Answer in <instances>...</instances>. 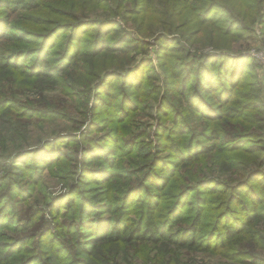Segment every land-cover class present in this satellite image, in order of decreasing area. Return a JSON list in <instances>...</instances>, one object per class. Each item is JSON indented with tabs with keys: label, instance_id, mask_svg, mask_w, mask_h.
Returning <instances> with one entry per match:
<instances>
[{
	"label": "trees",
	"instance_id": "16d2710c",
	"mask_svg": "<svg viewBox=\"0 0 264 264\" xmlns=\"http://www.w3.org/2000/svg\"><path fill=\"white\" fill-rule=\"evenodd\" d=\"M45 1L0 0V123L7 124L0 125V141L7 146L1 145L0 156L12 160L11 168L21 167L20 159L29 154L38 155L34 167L54 163L61 138L29 131L32 119L42 114H29L18 98L53 87L95 98L91 125L97 124L93 115L102 103L105 138L87 133L67 138L77 148L93 147L78 165L88 171L82 182L88 188L81 189L79 181L62 201L50 198L49 213L57 222L46 227L41 217L40 255L24 249L32 235L2 241L1 232L18 220L1 216L0 264H186L198 254L218 257L220 264H264L256 253L264 240V82L251 58L233 56L235 42L255 24L264 31V0H157L158 5L148 0L145 12L157 32L148 28L141 39L123 27L129 19L139 26L145 22L144 11L137 4L126 8L127 0L114 2V20L95 21L65 17L63 10L47 17ZM88 1L60 5L85 10L100 0ZM21 11L32 13L31 21L22 16L25 25L13 22ZM152 38L161 71L142 72L149 60L139 58L148 55ZM112 79L128 90L120 102L111 96ZM145 83H155L151 94L158 95L169 86L158 111L159 142L151 144L141 139L147 131L129 140L120 134L123 129L112 132L113 125L125 127L127 119L146 110L135 94ZM3 167L0 163V171ZM5 178L0 173V185ZM101 182L102 192L87 198V189ZM96 200L102 206H94ZM86 222L94 239L90 247L79 227ZM30 224L18 232H27ZM15 248L21 249V260L10 259Z\"/></svg>",
	"mask_w": 264,
	"mask_h": 264
},
{
	"label": "rangeland",
	"instance_id": "374dc122",
	"mask_svg": "<svg viewBox=\"0 0 264 264\" xmlns=\"http://www.w3.org/2000/svg\"><path fill=\"white\" fill-rule=\"evenodd\" d=\"M61 1L62 0H46L45 5L48 8L44 9V15L50 18H56L55 15H53L52 10L55 12H58V10H63L65 17L71 16V14H73L74 16L86 21L102 20L104 17H111L114 20L116 16V5L114 2L117 0H104L105 4L103 5L102 0H100L97 6L92 0H89L88 2L94 3V6L87 7L85 10L84 7L75 8V5L73 7H63L60 5ZM75 1L76 0H69V6L75 4ZM136 4L145 13L144 24L139 26L140 21L133 22L131 21L132 19H129V21L123 23V27L126 28L130 33H133L137 38L141 39L144 31H146L148 28H152L153 31H155L157 29V25L150 23L149 15L147 12H145L148 10V0H127L125 3L126 8H133ZM155 4L158 5L157 0ZM30 14L32 13L21 11L14 16L13 22L17 25H25L26 23L22 19V16L31 21ZM63 20L67 21L68 19ZM251 30L245 34V37L235 42L233 56L244 59L251 58L254 62V65L256 66L260 78L264 82V31L263 27L259 23L255 24ZM5 31L6 27H4V32ZM11 31L9 33H11ZM84 34L85 30L82 31L81 35ZM149 41L152 42L153 46L147 55L148 57L141 56L139 58L140 60L143 58H148L147 60L149 61L147 63H143L144 65H141V70L143 72L152 67L161 71V58L157 57L158 46L156 44V38L149 39ZM207 50L211 49L208 48ZM240 61L244 60L241 59ZM238 65H240V63H238ZM109 86H112L116 89L111 95L114 98V102H120V100L123 98L121 97V94H124L128 91L127 88L120 86V81L119 83L117 81L114 82V79H112ZM152 86H155V83H145L144 89L135 92V94L140 93L138 97L142 100L141 108H146V110L140 111L139 113H136L127 119L125 127H115V125H113L114 127L112 128V132L118 133L119 130L123 129L120 134L125 138V140H129L131 135L143 134L142 132L147 131V135H149H146L147 137L143 136L141 138L142 140H146L149 144L159 142L155 133L158 111L160 110L162 99L165 98L168 92L167 88L169 86L162 90L160 95L153 93L151 94ZM7 92L10 94L11 91L7 90ZM133 94H131V96ZM105 96L106 95L103 94V97ZM18 98H21L24 101L22 102L25 105V108H27V112H29V114H36L38 112V114H42V116L36 115V117L32 119L30 125L28 126L29 131L32 133H37L40 131L48 132L51 135H55L56 139L53 141L61 138L60 140H57V145L54 147L57 151L54 152L56 160L51 166L34 167V164L37 163L38 155L29 154L30 156H25L24 158L20 159L21 163H19V165L21 167L16 166L11 168V163H13L12 160L9 161L7 157L2 159L0 156V163L4 164V167L0 173L6 175V178L0 185V212L2 211L0 213V220L6 217L9 222V217L12 216V214L16 220H18L17 223H14L13 225L15 228L8 229L5 232L3 231L4 233L1 232L3 235L2 241L8 242L13 238H18L19 236L25 237L32 235L33 237L31 241L24 249H35L34 254L38 256L41 254L40 251L37 250V236L40 235L42 228L41 217L43 218V223L46 227H51L57 222L54 219L55 215L49 213L48 201H51L50 198L52 197L51 199H55L59 196L60 199L58 201H62L64 197L67 196L71 191V186H74L75 184V186H77L79 181H81V189L88 188L85 183H82L87 178L88 171L86 168H84V165H78L79 161L82 162L86 155V158H89V154L86 153L87 151L91 152L93 147H88V149H86V147L77 148L74 146V144H68L67 138L70 136H78L81 133H87L88 135L94 137L98 136L100 139L105 138L103 130L107 122L106 119H104L106 117V109L102 108L101 103L99 107L101 112L97 115H93V120H96L97 124L91 125L90 121L92 118V106L93 102H95V98L84 96L79 89H75L73 94H69L63 93L57 87H53L41 94L37 91H30L26 94L23 93ZM26 100H29L31 103L28 104ZM178 104L180 105V103ZM51 108H54V110ZM165 110H168V108L166 107ZM51 111L52 115H50ZM44 112H47L48 114L45 115ZM35 118H38L39 121L35 122ZM2 124L7 125L6 119L0 123V125ZM1 145L3 149L7 148L6 144L2 141H0V147ZM20 171L25 173L19 177L18 172ZM66 175H72L76 177L69 178ZM98 176L102 179L101 175ZM19 179L21 180L19 181L20 183L18 185H13L10 183ZM90 181L92 182V178ZM100 184L101 185L98 188L90 187L87 189V198H94L90 196H92V194L96 196L102 192V182ZM45 192H47V194L46 197L43 198V193ZM90 201H92V199ZM93 204L94 206L98 204L102 206L101 202L98 200H96ZM81 206H85V204ZM81 206H79L80 212ZM41 207L44 208L42 213L39 212ZM36 213L37 215L39 214L37 219V215H35ZM33 215H35V217H32ZM57 217L60 218L61 216L59 215ZM90 217L94 219V215ZM65 218L63 216L59 220L64 221ZM26 221L31 222L30 229L27 232H18V228ZM87 223L88 222H86V225L84 226L79 225V227L82 228V231L85 234V246L90 247L93 245L94 239H90L93 236L92 229L89 228ZM70 224H74V220H72ZM74 225L78 226V223H75ZM260 227L261 236L264 237V224ZM40 247L43 246L41 245ZM19 251H21L20 248H15V254H11L10 259H14V261L21 260V256L19 255L20 253H18ZM257 251L258 252L256 253L260 254L262 256L261 259L264 261V240L259 242ZM96 252L98 255H101L102 258V246H99ZM186 264H220V259L218 257L214 258L208 255L198 254L195 257L192 255Z\"/></svg>",
	"mask_w": 264,
	"mask_h": 264
}]
</instances>
